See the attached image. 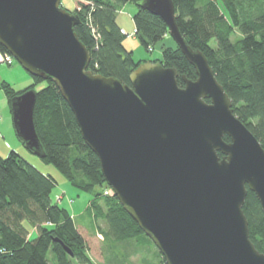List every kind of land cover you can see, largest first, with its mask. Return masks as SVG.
<instances>
[{
  "label": "water",
  "instance_id": "95a60500",
  "mask_svg": "<svg viewBox=\"0 0 264 264\" xmlns=\"http://www.w3.org/2000/svg\"><path fill=\"white\" fill-rule=\"evenodd\" d=\"M141 7L167 23L196 79L183 75L181 86L176 68L152 60L131 72V84L94 73L75 29L80 15L62 0H0V46L31 76L57 85L108 186L167 264H264L244 212L249 190L264 211V147L205 53L182 34L174 0ZM36 100L30 88L11 109L19 139L43 157Z\"/></svg>",
  "mask_w": 264,
  "mask_h": 264
},
{
  "label": "trees",
  "instance_id": "16d2710c",
  "mask_svg": "<svg viewBox=\"0 0 264 264\" xmlns=\"http://www.w3.org/2000/svg\"><path fill=\"white\" fill-rule=\"evenodd\" d=\"M89 1L79 2L80 9L72 12L80 15L81 23L75 29L91 52L89 68L94 73L131 84L130 74L142 60H136L133 51L126 48V34L117 15L124 5L132 3L137 6L133 15L137 36L145 49L151 52L162 42V56L152 61L176 68L181 86L183 75L197 78L194 66L177 44H167L172 39H166L170 36L167 23L141 7L142 0ZM174 3L182 34L192 47L205 53L232 99L235 114L264 147V0H174ZM236 32L241 35L237 40L233 38ZM213 40L216 46L212 45ZM0 50L9 53L3 46ZM32 78L34 83L25 89L18 90L7 81L2 89L11 104L16 95L46 82V86L37 90L34 112L45 154L40 158L55 165L79 190L94 192L86 212L94 222L95 236L103 235V240L124 243L126 247L123 255L112 250L108 264H129V258L140 253L137 242L154 244L153 240L114 194L105 193L109 186L100 160L84 141L75 115L57 85L51 79ZM225 139L230 140L228 136ZM57 184L52 174L43 172L19 152L12 150L7 157L0 155V264H95L90 255L93 252L90 240L95 244V236H90L86 228L81 232L73 213L58 199L54 200L52 193ZM244 212L251 239L264 253V211L250 190ZM100 220L107 227H99L98 233ZM101 244L102 259L106 260V248ZM160 255L159 264H167L161 252Z\"/></svg>",
  "mask_w": 264,
  "mask_h": 264
},
{
  "label": "rangeland",
  "instance_id": "374dc122",
  "mask_svg": "<svg viewBox=\"0 0 264 264\" xmlns=\"http://www.w3.org/2000/svg\"><path fill=\"white\" fill-rule=\"evenodd\" d=\"M79 2L81 1L62 0V5L66 9L73 11L77 8ZM136 12L137 6L135 4L128 3L118 11L117 20L120 26L124 29L125 33H127L125 42L128 41L129 44H133L134 58L136 60H142L143 63L162 56V42L158 43L155 49L151 52L145 49L138 36L132 34L136 29L133 20V15ZM170 37L171 36H167L166 39H169ZM239 37H241V35L238 32H236L233 36L235 40H237ZM167 44L174 46L175 42L174 40L169 39L167 41ZM212 45L216 46L215 40L212 41ZM4 65H6L5 68L9 70L7 75L9 77V80H11L10 83L16 89L22 90L34 83L32 76L28 72H26L16 60L13 66H9L7 62H5ZM44 86H46V82L38 83L36 85V90H40ZM12 150L19 152L37 168H39L43 172L52 174L57 179L58 184L55 186L52 193V197L54 198V200L58 199V196L62 198L61 200H59L61 202L60 204L68 208L73 213L72 216L76 219L75 221L78 229L83 232V230L86 228L90 236H95L97 233L94 222L86 212L90 200L94 197V192L87 193L79 190L71 184V182L55 165L45 163L40 158V156L36 155L26 147V145L19 139L17 135L9 99L4 90H0V155L7 157ZM97 226L98 233H101L99 227H107L104 220H100ZM103 239V235L95 236V244L92 240H90V243L93 247V252L91 251L90 255L95 264H108V258L113 255L111 253L112 250H115L118 255H123L126 252L124 243H116L113 240L107 242V240ZM101 243H103L106 248V260L102 259V253H104V250ZM136 246L140 253L131 256L129 258V264L160 263L161 255L156 245L150 242H137Z\"/></svg>",
  "mask_w": 264,
  "mask_h": 264
},
{
  "label": "crops",
  "instance_id": "0c3cea01",
  "mask_svg": "<svg viewBox=\"0 0 264 264\" xmlns=\"http://www.w3.org/2000/svg\"><path fill=\"white\" fill-rule=\"evenodd\" d=\"M122 30H124L123 28H122ZM124 44H125V46H126V48L128 49V50H131V51H133L134 52V47H133V44H129L128 43V41H126V42H124ZM159 58V57H158ZM155 59H157V58H155ZM152 60V59H151ZM5 58H4V53L0 50V90H3L2 89V84H3V82H5V81H7V82H11V80H9V77H8V75H7V73L9 72V70H7L5 67H6V65H4L5 64ZM8 64V63H7ZM9 65V64H8ZM14 64H12V65H9V66H13ZM16 70V69H15ZM16 72V71H15ZM46 173V172H45Z\"/></svg>",
  "mask_w": 264,
  "mask_h": 264
},
{
  "label": "built area",
  "instance_id": "2783aa9c",
  "mask_svg": "<svg viewBox=\"0 0 264 264\" xmlns=\"http://www.w3.org/2000/svg\"><path fill=\"white\" fill-rule=\"evenodd\" d=\"M81 2H90L89 0H79ZM77 9H80L79 6H77ZM93 27V26H92ZM123 32L125 33V31L123 30ZM93 33L95 34L96 31H95V28L93 27ZM127 34V33H125ZM133 35H137V30L135 29V31L132 33ZM150 50H152V48H150ZM4 58H5V61L9 64V65H12L15 63V58L10 54V53H6L4 54ZM106 194H114L112 188L109 186L107 188V190L105 191ZM58 200H61V198L58 196Z\"/></svg>",
  "mask_w": 264,
  "mask_h": 264
},
{
  "label": "flooded vegetation",
  "instance_id": "af4514ba",
  "mask_svg": "<svg viewBox=\"0 0 264 264\" xmlns=\"http://www.w3.org/2000/svg\"><path fill=\"white\" fill-rule=\"evenodd\" d=\"M209 101V100H208Z\"/></svg>",
  "mask_w": 264,
  "mask_h": 264
}]
</instances>
